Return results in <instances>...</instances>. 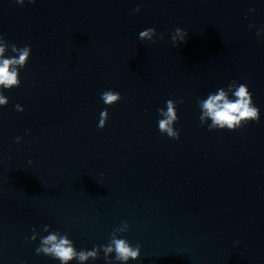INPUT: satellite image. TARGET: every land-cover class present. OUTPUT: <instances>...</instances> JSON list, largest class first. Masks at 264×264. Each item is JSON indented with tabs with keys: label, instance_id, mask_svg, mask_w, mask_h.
Wrapping results in <instances>:
<instances>
[{
	"label": "water",
	"instance_id": "95a60500",
	"mask_svg": "<svg viewBox=\"0 0 264 264\" xmlns=\"http://www.w3.org/2000/svg\"><path fill=\"white\" fill-rule=\"evenodd\" d=\"M148 28L154 42L139 39ZM261 29L264 0H0V35L31 47L20 87L2 90L0 264H60L36 254L45 225L80 251L122 221L118 238L141 246L128 264H264ZM232 81L260 119L209 131L198 101ZM106 90L120 102L106 106ZM169 100L178 140L159 131ZM86 264H106L103 251Z\"/></svg>",
	"mask_w": 264,
	"mask_h": 264
},
{
	"label": "clouds",
	"instance_id": "9594fccd",
	"mask_svg": "<svg viewBox=\"0 0 264 264\" xmlns=\"http://www.w3.org/2000/svg\"><path fill=\"white\" fill-rule=\"evenodd\" d=\"M29 3H35L36 0H28ZM16 3L23 6L25 0H16ZM136 12L140 8L135 9ZM254 11V9H250ZM251 27V25H250ZM264 33V29L257 32V35ZM188 33L180 28H176L172 34V43L174 46H179L186 41ZM157 32L154 28H148L139 33L141 41L154 42ZM163 39V35L159 37ZM11 48L14 56L5 57L7 50ZM31 56V47L24 46L17 48L15 44H9L2 35H0V107H6L9 103L7 97L2 90H11L18 88L21 85L19 79V70L24 68ZM234 98H230V94ZM122 99L121 94L114 90H106L101 93L103 103L111 107ZM201 109L200 122L203 126L208 120L211 121L208 130H228L235 131L249 122H258L260 119L259 109L253 104L252 93L245 84H237L232 81L227 88L218 89L215 94H209L207 99L198 101ZM176 102L167 101V110L159 109L158 126L161 134H166L170 139L178 140L180 133L174 128V124L178 121L176 112ZM16 110L22 112L24 109L20 105H16ZM109 118V113L105 109L100 113L98 127L103 129ZM21 140L16 138L17 143ZM130 225L126 221L121 222V226L114 229L110 241L107 245L95 247L93 250L77 251L73 242L68 238L67 234H61L58 231H51L50 227L45 225L42 229L48 235L40 237L39 247L36 248L37 255H44L60 262V264H72L77 261L78 264H86L89 260H97L101 251L104 253L106 264H113L110 257L115 254V262L117 264H128L129 261L140 259L141 246L136 244L131 245L126 239L118 238V235L129 230ZM38 233L33 231L31 240L35 241Z\"/></svg>",
	"mask_w": 264,
	"mask_h": 264
}]
</instances>
